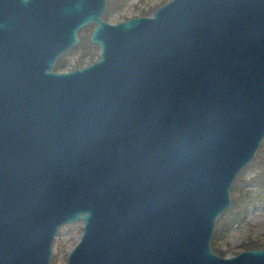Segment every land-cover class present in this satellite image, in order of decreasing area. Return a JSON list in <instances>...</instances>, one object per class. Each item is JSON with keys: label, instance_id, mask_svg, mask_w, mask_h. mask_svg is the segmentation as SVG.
Listing matches in <instances>:
<instances>
[{"label": "water", "instance_id": "1", "mask_svg": "<svg viewBox=\"0 0 264 264\" xmlns=\"http://www.w3.org/2000/svg\"><path fill=\"white\" fill-rule=\"evenodd\" d=\"M106 0H0V264H264L212 252L264 138V0H170L101 21ZM96 22L94 63L51 71Z\"/></svg>", "mask_w": 264, "mask_h": 264}, {"label": "rangeland", "instance_id": "2", "mask_svg": "<svg viewBox=\"0 0 264 264\" xmlns=\"http://www.w3.org/2000/svg\"><path fill=\"white\" fill-rule=\"evenodd\" d=\"M167 1L169 0H107V6L104 11V14L110 13V17H108L107 21L115 23L120 20H125L134 16H138L140 15V12L142 10L147 11L152 15L154 10L158 6L166 3ZM88 34L89 33H85L83 36H81L80 43L76 44V46H74L73 48L65 51L59 57L58 64H65L64 70H70L75 67H80V64L82 65L84 59L87 58V55L91 52L93 54L91 59L96 58V56L98 55V49L92 45L89 46V44L86 43ZM81 54L82 56L79 57ZM87 60L88 59H85L84 63H86ZM261 164L264 165V138L254 158L242 170L245 171L242 174L243 180L240 182V185L253 181L255 173L258 172V168L261 166ZM245 188L252 189L253 187L252 185H250L249 188L246 186ZM222 214L220 216H222ZM220 216L217 218L214 231L217 227V222ZM83 224V221L77 220L75 222L67 223L59 228L52 244V258H54L56 264H65L69 251L75 246V244L80 239ZM214 231L211 241L214 236ZM263 237L264 203H257L249 209L244 219L231 226L225 238L218 241V245H220L221 249L225 252L224 256H233L240 253L241 251H244L242 247L245 241L247 242L260 240Z\"/></svg>", "mask_w": 264, "mask_h": 264}, {"label": "trees", "instance_id": "3", "mask_svg": "<svg viewBox=\"0 0 264 264\" xmlns=\"http://www.w3.org/2000/svg\"><path fill=\"white\" fill-rule=\"evenodd\" d=\"M120 11V10H118ZM150 14L147 11H141L140 15H148ZM110 17V13L105 15V18ZM86 43L93 46L88 40L86 39ZM96 47V46H94ZM92 47V48H94ZM96 49V48H95ZM91 58L93 56L92 52L88 54ZM59 67H64L61 65ZM245 171V170H244ZM242 171L237 178L235 179L233 185L230 189L231 201L230 205L226 209V211L220 216L217 227L214 231V236L211 241L210 247L211 250L219 255L224 256V251L221 249L220 245H218V241L225 238L227 232L231 226L235 225L237 222H240L242 219L246 217L247 212L251 207L256 205L257 203H264V165L258 168V172L255 173L253 181L243 183L240 185V182L243 180V173ZM252 185V189L249 186ZM248 187L249 189L245 188ZM217 241V244H216ZM264 246V237L260 240L255 241H245L243 244V250L249 249H256L261 248Z\"/></svg>", "mask_w": 264, "mask_h": 264}, {"label": "flooded vegetation", "instance_id": "4", "mask_svg": "<svg viewBox=\"0 0 264 264\" xmlns=\"http://www.w3.org/2000/svg\"><path fill=\"white\" fill-rule=\"evenodd\" d=\"M170 1V0H169ZM168 2V1H167ZM166 2V3H167ZM165 4V3H164ZM163 5V4H162ZM106 6H107V0H106V4H105V7H104V9H103V11L101 12V14L99 15V19L101 20V21H104V22H107V23H109V24H116V23H118V22H120V21H126V20H128V19H131V18H133V17H131V18H128V19H125V20H120V21H118V22H115V23H111V22H109V21H107V19L108 18H105V15L107 14H104V11H105V9H106ZM161 6V5H160ZM159 7V6H158ZM157 7V8H158ZM156 8V9H157ZM155 9V10H156ZM155 10H154V12H155ZM153 12V13H154ZM153 15V14H152ZM151 14H148V15H138V16H134V17H140V16H152ZM96 26H97V23L96 22H88L87 24H85V25H83L82 27H80L77 31H76V36H77V42L74 44V45H72V46H70V47H68V48H66L65 50H63L60 54H58L57 55V57H56V59H55V61H54V63H53V66H52V69H51V71L52 72H54V73H67V72H71V71H73V70H76V69H81L82 67H84V66H87V65H90V64H92V63H94L95 61H97L99 58H100V47H99V45L98 44H96V43H93V42H91L90 41V37H91V35H92V32H93V30L96 28ZM85 33H89L88 34V40H89V42L91 43V44H93V46H96V48L98 49V55L96 56V58H93V59H91L88 55H87V58H85V59H88L87 60V62L86 63H84V61H85V59H84V61H83V63H82V65L80 64V67H75V68H72V69H70V70H64V68L65 67H59V66H61V65H64L65 66V64H61V65H59L58 63V61H59V57L65 52V51H67V50H69V49H71V48H73L74 46H76V44H78V43H80L81 42V36H83ZM82 56V54L79 56V57H81ZM91 59V60H90ZM64 70V71H63ZM82 221V220H81ZM84 223V222H83ZM65 225V224H64ZM61 226H63V225H61ZM60 226V227H61ZM83 226H84V224H83ZM59 227V228H60ZM59 228H58V230H59ZM58 230H57V232H58ZM57 232H56V234H57ZM82 233H83V227H82ZM82 233H81V235H82ZM56 234L54 235V237H53V241H54V238H55V236H56ZM80 238H81V236H80ZM80 240V239H79ZM53 241H52V244H53ZM79 242V241H78ZM77 242V243H78ZM76 243V244H77ZM75 244V245H76ZM74 248V247H73ZM72 248V249H73ZM71 249V250H72ZM70 250V251H71ZM70 251H69V253H70ZM69 253H68V255H69ZM68 255H67V258H68ZM67 258H66V262H65V264H67ZM50 264H56V261L54 260V258H52V245H51V256H50Z\"/></svg>", "mask_w": 264, "mask_h": 264}]
</instances>
